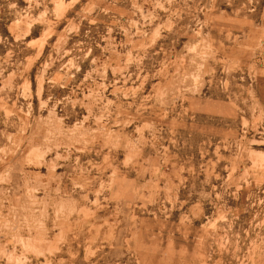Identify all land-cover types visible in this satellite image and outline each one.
Instances as JSON below:
<instances>
[{
	"label": "rangeland",
	"instance_id": "1",
	"mask_svg": "<svg viewBox=\"0 0 264 264\" xmlns=\"http://www.w3.org/2000/svg\"><path fill=\"white\" fill-rule=\"evenodd\" d=\"M0 264H264V0H0Z\"/></svg>",
	"mask_w": 264,
	"mask_h": 264
}]
</instances>
